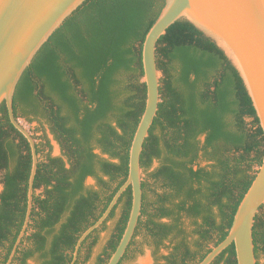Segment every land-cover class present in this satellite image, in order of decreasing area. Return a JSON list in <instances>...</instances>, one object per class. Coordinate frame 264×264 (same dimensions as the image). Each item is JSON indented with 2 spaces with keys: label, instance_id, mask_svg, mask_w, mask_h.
<instances>
[{
  "label": "trees",
  "instance_id": "16d2710c",
  "mask_svg": "<svg viewBox=\"0 0 264 264\" xmlns=\"http://www.w3.org/2000/svg\"><path fill=\"white\" fill-rule=\"evenodd\" d=\"M165 4L86 0L24 72L14 95L15 115L46 124L63 153L47 154L46 162H39L31 222L12 264H26L36 256L40 264H70L80 235L126 182L132 141L147 100L143 45ZM157 63L164 77L158 114L141 156L147 173L142 215L120 264L138 234L156 251L171 242L166 264H198L227 237L262 165L264 133L236 68L190 22H176L161 37ZM42 145L49 146L46 138L37 144L39 155ZM201 160L208 164L201 166ZM154 161L159 166L148 173ZM31 169L30 145L12 125L3 103L0 264L7 263L25 221ZM88 178L96 185L88 186ZM39 189L43 192L37 195ZM132 199L129 188L108 219L121 209L103 264L120 243ZM97 231L84 242L76 264ZM253 235L258 260L264 252V214L257 215ZM222 263L238 264L234 244L213 264Z\"/></svg>",
  "mask_w": 264,
  "mask_h": 264
},
{
  "label": "water",
  "instance_id": "95a60500",
  "mask_svg": "<svg viewBox=\"0 0 264 264\" xmlns=\"http://www.w3.org/2000/svg\"><path fill=\"white\" fill-rule=\"evenodd\" d=\"M86 0H0V106L5 103L12 125L26 138L32 154L27 212L6 264H12L27 234L34 206L35 178L39 154L34 136L14 112V95L26 69L41 48ZM160 16L143 45V82L147 100L130 149L129 175L102 216L78 238L70 264H76L87 238L109 219L123 194L131 188L132 208L120 240L107 264H120L134 239L143 207V168L141 156L161 103V73L157 63L159 40L180 20H186L210 38L226 55L242 78L264 133V0H165ZM264 206V159L244 196L227 237L211 247L198 264H213L232 244L238 264H258L254 225Z\"/></svg>",
  "mask_w": 264,
  "mask_h": 264
},
{
  "label": "rangeland",
  "instance_id": "374dc122",
  "mask_svg": "<svg viewBox=\"0 0 264 264\" xmlns=\"http://www.w3.org/2000/svg\"><path fill=\"white\" fill-rule=\"evenodd\" d=\"M162 80L163 73L160 70ZM21 124L34 136L37 144L43 143V138H46L49 142V146H41V154L39 156L40 162H46L47 154H50L52 157H61L62 148L59 142L56 140L55 136L51 133L50 128L39 121H31L23 117H18ZM205 139L204 136L200 137V140L203 142ZM44 143H46L44 141ZM97 154H100L103 158L108 159L107 155L101 153L100 150H96ZM66 160V159H65ZM201 166H206L208 162L200 161ZM159 166L158 161H154L152 167L148 173H151ZM144 179L146 178L147 173L143 172ZM4 173H0V180L3 178ZM88 186L96 185V181L93 178H88L86 181ZM4 186L0 184V193L3 191ZM43 192V189L36 191L37 195H40ZM264 214V209L260 211L259 215ZM121 209H117L115 216L108 220L105 225L100 228L93 237L88 241L85 250L83 251L81 258L78 264H103L106 262L109 245L113 240L116 234V227L120 219ZM166 221V220H165ZM183 221L186 225H189V221L186 218H183ZM172 252V244L170 241L164 242L160 247L159 251H156L154 248L149 247L146 244H143V235L138 234L134 240V246L128 257L122 262V264H166L167 258ZM2 253V249H0ZM258 264H264V252L260 251L258 254ZM14 264H21L20 261L15 262ZM26 264H40L38 257L27 260ZM223 264V263H222Z\"/></svg>",
  "mask_w": 264,
  "mask_h": 264
}]
</instances>
